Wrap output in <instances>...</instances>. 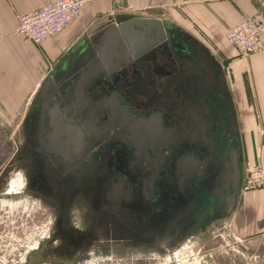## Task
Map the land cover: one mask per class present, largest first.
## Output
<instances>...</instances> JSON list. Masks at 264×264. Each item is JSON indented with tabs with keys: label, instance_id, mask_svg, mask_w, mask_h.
Returning a JSON list of instances; mask_svg holds the SVG:
<instances>
[{
	"label": "flooded vegetation",
	"instance_id": "flooded-vegetation-1",
	"mask_svg": "<svg viewBox=\"0 0 264 264\" xmlns=\"http://www.w3.org/2000/svg\"><path fill=\"white\" fill-rule=\"evenodd\" d=\"M168 21L172 38L134 34L148 43L135 50L118 43L100 60L75 55V69L61 71L21 116V138L0 168V202L12 197L16 179L15 198L51 213L33 261L169 254L232 226L247 152L225 68ZM94 63L98 74L79 81Z\"/></svg>",
	"mask_w": 264,
	"mask_h": 264
},
{
	"label": "crops",
	"instance_id": "crops-1",
	"mask_svg": "<svg viewBox=\"0 0 264 264\" xmlns=\"http://www.w3.org/2000/svg\"><path fill=\"white\" fill-rule=\"evenodd\" d=\"M54 1L0 0L2 114L23 116L49 71L81 53L74 48L86 34L100 33L120 15L129 13L164 18L211 48L223 63L244 148L247 144L252 149L254 164L264 166V36L261 49L247 57L239 56L226 40L227 32L243 18L264 19L263 0H87L77 19L42 44L17 33L22 15ZM252 199L248 204L255 206ZM257 205L264 207V202Z\"/></svg>",
	"mask_w": 264,
	"mask_h": 264
},
{
	"label": "rangeland",
	"instance_id": "rangeland-1",
	"mask_svg": "<svg viewBox=\"0 0 264 264\" xmlns=\"http://www.w3.org/2000/svg\"><path fill=\"white\" fill-rule=\"evenodd\" d=\"M25 117L19 115L10 118L0 111V168L12 156L15 148L13 141H16V137L21 138V123ZM245 149V180L251 170L257 169L262 171L263 183L260 187H244L242 203L231 227L202 241H193L173 249L169 254L114 253L88 256L76 264H264V207L260 205L264 202V166L258 162L254 164L252 149L247 144ZM11 188L8 194L12 197H5L0 202V264H24L26 253L29 255L28 264H58L32 259L33 250L48 234L51 213L31 200L15 198L14 195L19 192ZM251 198L255 206L248 204ZM7 201L13 205H8ZM166 255L170 258L166 259Z\"/></svg>",
	"mask_w": 264,
	"mask_h": 264
},
{
	"label": "water",
	"instance_id": "water-1",
	"mask_svg": "<svg viewBox=\"0 0 264 264\" xmlns=\"http://www.w3.org/2000/svg\"><path fill=\"white\" fill-rule=\"evenodd\" d=\"M118 18L112 21L110 26L103 28L100 33H96L92 35V37L86 34L77 43L74 50H82L81 58H83L84 61H89L92 59L100 60V57H102L107 49H112L118 43H128L132 48H143L148 42L145 43L141 39L137 40L135 37L133 38L134 34H142L143 36L148 35L149 37L154 36L158 40L160 37H164V35H166L167 38H172V27L169 25V21L167 19L155 20L150 19L143 14L133 13L120 15ZM134 48L133 50H135ZM78 60L79 59L72 58L70 61L60 62L49 71L33 99L34 107L38 106L43 98H45V95L51 92L55 82L59 78V73L62 71L65 75H67L66 73L72 69H75L76 63L79 62ZM97 66H101V64L94 63L93 67H90L88 71L82 70L79 71L78 74L76 73L77 75H80L79 81L85 76L90 78L94 77L99 71ZM76 74L75 77L78 78L79 76ZM74 81L75 79L71 81L70 86L73 85ZM222 81H225V77H222ZM67 93L70 94V88L67 90ZM53 101H56L57 106L61 105L62 103L61 100L58 101L56 98H54ZM242 179L243 173L241 169L238 170L237 174L232 171V187L233 185L236 186V180L238 181L237 194L241 190Z\"/></svg>",
	"mask_w": 264,
	"mask_h": 264
},
{
	"label": "built area",
	"instance_id": "built-area-1",
	"mask_svg": "<svg viewBox=\"0 0 264 264\" xmlns=\"http://www.w3.org/2000/svg\"><path fill=\"white\" fill-rule=\"evenodd\" d=\"M86 2L87 0H55L22 15L17 33L35 44H42L77 19ZM263 36L264 19L248 16L227 32L226 40L237 50L239 56L247 57L261 49ZM250 172L245 180V187H260L263 183L262 171L256 169Z\"/></svg>",
	"mask_w": 264,
	"mask_h": 264
},
{
	"label": "bare ground",
	"instance_id": "bare-ground-1",
	"mask_svg": "<svg viewBox=\"0 0 264 264\" xmlns=\"http://www.w3.org/2000/svg\"><path fill=\"white\" fill-rule=\"evenodd\" d=\"M14 184L11 186V190H15V191H18L20 189V186H21V182L19 180H14ZM6 203V202H5ZM8 205H13V203L7 201ZM195 247H199V245H194ZM193 246V247H194ZM186 255V254H185ZM166 259L170 258L169 255H166Z\"/></svg>",
	"mask_w": 264,
	"mask_h": 264
}]
</instances>
